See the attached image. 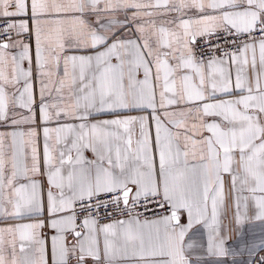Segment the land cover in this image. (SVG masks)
<instances>
[{
    "label": "snow or ice",
    "instance_id": "obj_1",
    "mask_svg": "<svg viewBox=\"0 0 264 264\" xmlns=\"http://www.w3.org/2000/svg\"><path fill=\"white\" fill-rule=\"evenodd\" d=\"M0 264H264V0H0Z\"/></svg>",
    "mask_w": 264,
    "mask_h": 264
}]
</instances>
